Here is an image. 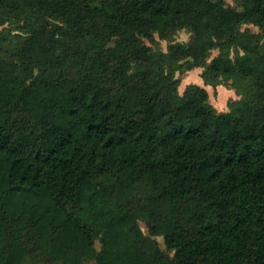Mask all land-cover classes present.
Listing matches in <instances>:
<instances>
[{"label":"trees","instance_id":"obj_1","mask_svg":"<svg viewBox=\"0 0 264 264\" xmlns=\"http://www.w3.org/2000/svg\"><path fill=\"white\" fill-rule=\"evenodd\" d=\"M234 1L0 0V264H264V0ZM196 67L239 99L180 93Z\"/></svg>","mask_w":264,"mask_h":264},{"label":"rangeland","instance_id":"obj_2","mask_svg":"<svg viewBox=\"0 0 264 264\" xmlns=\"http://www.w3.org/2000/svg\"><path fill=\"white\" fill-rule=\"evenodd\" d=\"M229 4L235 5L238 8H241L234 0H226ZM175 39L178 41H187L189 39V33L181 29L176 35ZM168 42L165 40H161V48L163 50L167 49ZM217 53V50L212 51V56ZM202 71L201 67H196L191 70H187L182 74L181 82L179 84V92L182 93L185 87L190 83H197L199 85L204 86L209 93V102L215 106L219 111H225L229 109V104L237 99H239V95L236 91L231 88L229 85L219 84L217 86H212L209 84H204L200 73ZM141 228L146 232V226L143 221H139ZM159 241L162 248L166 249V245L161 236L156 237ZM22 264H30L29 260L26 258ZM90 264V263H87Z\"/></svg>","mask_w":264,"mask_h":264}]
</instances>
